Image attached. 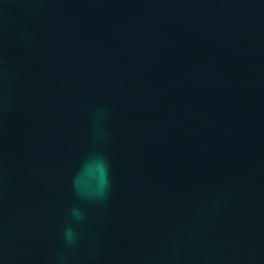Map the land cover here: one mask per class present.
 Here are the masks:
<instances>
[{
  "label": "water",
  "instance_id": "95a60500",
  "mask_svg": "<svg viewBox=\"0 0 264 264\" xmlns=\"http://www.w3.org/2000/svg\"><path fill=\"white\" fill-rule=\"evenodd\" d=\"M0 66L16 97L0 112V264H264L259 0H5ZM102 104L109 136L93 144ZM92 151L110 196L82 204L67 248L71 179Z\"/></svg>",
  "mask_w": 264,
  "mask_h": 264
},
{
  "label": "clouds",
  "instance_id": "9594fccd",
  "mask_svg": "<svg viewBox=\"0 0 264 264\" xmlns=\"http://www.w3.org/2000/svg\"><path fill=\"white\" fill-rule=\"evenodd\" d=\"M264 5V0H259ZM5 0H0V10H2ZM10 78V69L0 66V112L11 110L16 102L14 92L10 88L2 86L3 81ZM110 117V108L106 104L97 105L90 113L89 133L93 144L104 142L109 131L106 121ZM101 120L104 121L105 127H100ZM90 160L89 163H81L78 166L74 176L71 179L70 187L76 203L68 209V219L65 222L61 239L67 248L75 247L80 240L78 225L87 219L86 211L82 204L92 203L101 207L105 206L110 196L112 188L111 165L106 154L92 151L85 158ZM85 176L91 177L90 180H84ZM218 204L216 199L209 202L210 208H215ZM202 224V217L197 214L183 227L179 240L172 250V254L165 260H179L187 243L193 235L199 230Z\"/></svg>",
  "mask_w": 264,
  "mask_h": 264
}]
</instances>
